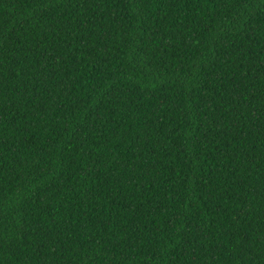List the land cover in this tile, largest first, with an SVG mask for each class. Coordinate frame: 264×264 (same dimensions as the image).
<instances>
[{
  "label": "trees",
  "instance_id": "trees-1",
  "mask_svg": "<svg viewBox=\"0 0 264 264\" xmlns=\"http://www.w3.org/2000/svg\"><path fill=\"white\" fill-rule=\"evenodd\" d=\"M0 264H264V0H0Z\"/></svg>",
  "mask_w": 264,
  "mask_h": 264
}]
</instances>
